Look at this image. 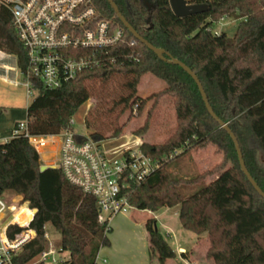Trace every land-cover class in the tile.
<instances>
[{
  "label": "trees",
  "instance_id": "obj_1",
  "mask_svg": "<svg viewBox=\"0 0 264 264\" xmlns=\"http://www.w3.org/2000/svg\"><path fill=\"white\" fill-rule=\"evenodd\" d=\"M120 12L148 42L166 51L198 76L216 115L236 135L247 169L264 191V0H192L207 3L201 13L177 16L170 0H114ZM99 16L112 18L124 28L123 39L114 46L92 50L99 61L60 87L49 89L34 81L36 93L27 107V126L32 135L59 133L96 92L93 84L106 85L123 79V92L112 100L117 123L112 136L120 135L122 116L142 114L153 101L136 135H145L153 124L154 111L168 101L176 124L159 143L142 142L141 149L159 162L145 181L133 185V207L156 212L178 206L181 225L198 235L207 233L206 257L214 264H264V198L241 169L237 150L227 130L209 113L194 79L180 66L161 59L136 39L116 16L108 0H93ZM238 19L235 33L214 32L223 16ZM134 40V42H133ZM0 50L16 56L26 67V50L13 25L11 11L0 5ZM145 74L165 82L147 97L138 94ZM88 135L108 139L85 116ZM215 145L223 159L193 176H178L170 166L180 152ZM182 152V153H183ZM39 154L24 134L0 143V196L12 192L36 208L30 222L37 235L13 258L28 264L48 245L45 234L53 228L59 235L60 252H68L66 264H96L103 247L111 241L98 219L94 196L70 183L56 168L40 170ZM214 176L207 182V178ZM189 190V194L185 190ZM16 209V208H15ZM14 209V210H15ZM26 205L14 218L26 223ZM18 213V214H17ZM150 264H168L177 253L155 229V218L145 222ZM21 227L12 226L13 237ZM112 231V228L109 232ZM43 264V263H36Z\"/></svg>",
  "mask_w": 264,
  "mask_h": 264
},
{
  "label": "built area",
  "instance_id": "obj_2",
  "mask_svg": "<svg viewBox=\"0 0 264 264\" xmlns=\"http://www.w3.org/2000/svg\"><path fill=\"white\" fill-rule=\"evenodd\" d=\"M0 5L11 11L13 25L26 50V67L21 73L28 96L36 93V80L53 89L98 65L92 50L114 46L124 37V28L115 25L112 18L99 16L93 0H0ZM219 21L238 23V19L227 15ZM132 114L137 115V107ZM19 134L29 138L39 154L40 166L61 170L70 183L95 197L98 219L105 225L106 233L112 228L113 217L126 214L133 207L132 186L148 179L159 167L141 144L114 145L110 139L95 140L88 133L78 132L74 117L70 127L49 135H32L27 120L20 121L13 127L12 137ZM10 202L0 196V264H15L13 258L37 235L30 225L35 208L21 199L12 211L8 208ZM24 205L26 223L14 218ZM12 226L21 230L10 237ZM107 260L99 252L96 264H107ZM36 263L65 264V259L59 248L50 243L28 264Z\"/></svg>",
  "mask_w": 264,
  "mask_h": 264
},
{
  "label": "rangeland",
  "instance_id": "obj_3",
  "mask_svg": "<svg viewBox=\"0 0 264 264\" xmlns=\"http://www.w3.org/2000/svg\"><path fill=\"white\" fill-rule=\"evenodd\" d=\"M219 20L215 24L214 30H224L229 36H232L235 33L237 23L222 24ZM9 57L14 67L12 68V75H17L20 84H7L0 80V98L2 99L6 95H14L18 98L17 104L29 103L35 97V93L28 96L27 89L23 85L24 75L16 67L17 58L14 55H10ZM122 82L123 79H117L106 85L101 84L99 81L95 82L93 85L97 89V92L74 115L75 129L82 134L89 132L84 122L85 116L88 114V117L95 121L93 126L100 129L114 145L128 143L129 146L135 147L142 142L159 143L163 141L176 124L174 108L168 101H163L159 108L154 111L153 124L145 135H136L134 130L143 124L153 101H149L146 104L142 114L133 115L126 112L120 120V125L122 126L120 135L112 136L117 123L114 118L115 112H111L109 108L112 107V100L123 92L121 87ZM163 87H165L163 80L156 78L152 74H145L139 83L138 94L142 97H147L161 90ZM182 152H180V155L174 159L170 166V171L178 176L196 175L214 167L223 159V153L215 145H209L201 150L194 149L189 152ZM213 178L214 176L208 177L207 182H210ZM189 192L190 189L185 190L186 194H189ZM3 197L11 201L10 203L19 202L22 199V196L12 192L4 194ZM176 209H178V206L164 207L156 212H152L132 207L126 214L113 217L111 220L113 230L107 233L111 239V245L103 247L100 250V255L108 259L107 264H112L114 255L120 258L127 256H139L141 258L142 251L145 250L146 254V248L143 249L142 244H148V242L147 239L146 241L144 240L145 238L142 235H145V222L150 217L155 218L158 230L176 247L174 238H170V235L166 232L170 230L169 226L173 227L177 233L192 234V232L186 230L181 225L178 216L174 213ZM165 212L167 214L163 215ZM47 234V247L50 246V243H53L58 249L59 235L51 227L48 228ZM60 256L66 261L69 258V253L60 252Z\"/></svg>",
  "mask_w": 264,
  "mask_h": 264
},
{
  "label": "crops",
  "instance_id": "obj_4",
  "mask_svg": "<svg viewBox=\"0 0 264 264\" xmlns=\"http://www.w3.org/2000/svg\"><path fill=\"white\" fill-rule=\"evenodd\" d=\"M9 56L10 54H6L0 50V80L7 84H20L17 75H12V68L14 67L11 64ZM16 67L21 73L17 59ZM17 100L18 98L14 95H6L3 96L2 99L0 98V143H4L12 138V129L17 122L27 119V107L30 102H27L26 104H17ZM178 211L179 208L174 212L177 216L179 214ZM166 212L163 215H166ZM169 229L170 230H167L166 232L170 235V238H174L176 247L170 243L168 238L167 240L176 251L177 257L175 260H168V264H214L211 259L206 257V252L209 246L208 235L206 232V235L205 233L198 235L188 230L194 234L192 235L191 233H177L174 231L173 227L170 226ZM142 236L145 238L144 240L146 241L147 239L148 242L147 230L145 231V235ZM142 248H146V254L145 250L142 251L141 258L139 256L120 258L114 255L112 258V264H150L148 244H142Z\"/></svg>",
  "mask_w": 264,
  "mask_h": 264
},
{
  "label": "water",
  "instance_id": "obj_5",
  "mask_svg": "<svg viewBox=\"0 0 264 264\" xmlns=\"http://www.w3.org/2000/svg\"><path fill=\"white\" fill-rule=\"evenodd\" d=\"M108 2L110 3L111 7L113 8L116 16L120 19V21L123 23V25L133 34V36L136 39L145 43L161 59H163L165 61L173 62L177 65H180L194 79V81L196 82V84L200 90V93L202 95V98L205 102L206 108L208 109L209 113L220 123L221 127H223L224 129L227 130L228 134L232 138L234 145H235V148L237 150V154H238V158H239V162H240V166H241L242 171L244 172V174L246 175V177L248 178L250 183L253 185V187L256 189V191L264 198V191L261 189V187L255 181V179L252 177V175L250 174L249 170L246 167V164H245V161L243 158V153H242V150L240 148V145H239V142H238L236 135L234 134L232 129L228 126V124L226 122H224L223 120H221L216 115V113L214 112L213 108L211 107V105L209 103V100H208L207 94L204 90V87H203L201 81L199 80L198 76L196 75V73L188 65H186L184 62L180 61L179 59H176V58L167 59V57L165 56L166 51L162 48L154 46L153 44L148 42L144 37H142L134 29V27L127 21V19L124 17V15L120 12V10H119V8H118V6L114 0H108ZM170 4H171V8L174 11V13L180 17L186 16L189 14L204 12L208 9V6H209L207 3H194V2H192V0H170ZM47 169H48L47 166H41L40 167L41 171H45ZM36 212H37V209L35 208V213ZM155 229L158 231V227H157L156 222H155Z\"/></svg>",
  "mask_w": 264,
  "mask_h": 264
},
{
  "label": "bare ground",
  "instance_id": "obj_6",
  "mask_svg": "<svg viewBox=\"0 0 264 264\" xmlns=\"http://www.w3.org/2000/svg\"><path fill=\"white\" fill-rule=\"evenodd\" d=\"M4 198V197H3ZM5 199V198H4ZM17 203L18 202H12V203H9L8 205V208L12 211H14V208L17 207ZM18 214V213H17ZM16 215V214H15Z\"/></svg>",
  "mask_w": 264,
  "mask_h": 264
}]
</instances>
